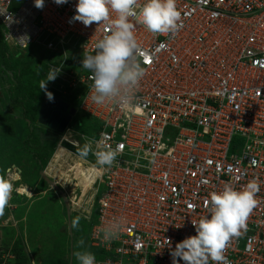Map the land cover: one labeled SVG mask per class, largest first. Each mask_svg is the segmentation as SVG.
Masks as SVG:
<instances>
[{
    "label": "built area",
    "instance_id": "2783aa9c",
    "mask_svg": "<svg viewBox=\"0 0 264 264\" xmlns=\"http://www.w3.org/2000/svg\"><path fill=\"white\" fill-rule=\"evenodd\" d=\"M176 2V32L136 29L146 69L136 90L141 113L95 104L91 73L69 67L71 59L93 54L108 33L105 24L73 20L77 0H44L42 9L34 0H0V25L7 46L48 58L45 77L61 68L47 84L53 96L81 88L75 111L96 124L91 135L77 134L82 146L92 141L95 150L100 140L123 146L103 174L94 170L91 152L81 159L96 172L92 183L103 187L88 234L100 251L96 264H172L170 251L195 235L191 222L208 214L209 193L225 182L239 190L251 180L259 185L257 204L224 255L228 264H264V0ZM21 37L27 46L15 40ZM80 142L69 143L78 148ZM121 218L119 234L106 240L102 229ZM13 262L0 248V264Z\"/></svg>",
    "mask_w": 264,
    "mask_h": 264
},
{
    "label": "clouds",
    "instance_id": "9594fccd",
    "mask_svg": "<svg viewBox=\"0 0 264 264\" xmlns=\"http://www.w3.org/2000/svg\"><path fill=\"white\" fill-rule=\"evenodd\" d=\"M67 2L68 0H54L57 5ZM43 6L44 0H34V7L42 9ZM75 13L73 20L81 22L85 27L94 23L98 26L105 24L108 27V33L96 41L94 53H85L80 60V66L88 70L92 76L90 99L97 105L112 103L126 113L143 112L136 90L146 69L136 38V29L138 25L143 26L153 35L176 32L181 21L176 0H77ZM5 19L7 21L11 17L6 16ZM15 40H24L27 46V37ZM60 71L61 68H50L46 77L39 82V88L45 92L49 101L55 98L65 103L69 109L71 107L67 102L46 90L48 82L55 81ZM70 119L72 120L71 117ZM71 120L61 134L67 129H72L69 125ZM77 134L74 141L80 142ZM63 142L70 144L61 140L59 142L61 147ZM122 147L117 145L116 148H112L100 140L95 142V150L92 141H87L82 148L79 146L74 148L79 149L80 159L86 158L91 152L97 166L94 170L103 174L116 162ZM66 152L75 155L68 150ZM14 191L19 189L14 188L11 174L7 172L0 174V216L10 206ZM258 191V183L251 180L239 190L231 182H225L222 190L209 193V199L206 201L210 205L208 214L191 222L195 235L176 243L175 248L170 251L172 264H179V261H183L184 264H210V261L213 264H228L224 255L226 243L231 237L238 236L240 230L246 227L247 218L257 204L255 196ZM78 222L79 217L73 219L71 227L77 228ZM122 225V218L107 225L102 229L104 238L106 240L115 238ZM165 241L170 245L169 239ZM83 244L84 241L80 240L75 248H82ZM72 256L78 264H96L95 255L86 250H74Z\"/></svg>",
    "mask_w": 264,
    "mask_h": 264
},
{
    "label": "rangeland",
    "instance_id": "374dc122",
    "mask_svg": "<svg viewBox=\"0 0 264 264\" xmlns=\"http://www.w3.org/2000/svg\"><path fill=\"white\" fill-rule=\"evenodd\" d=\"M3 51L6 53V57L4 63H0V169L2 167L6 170H3L2 172L1 169L0 174L4 172L10 173L11 175L17 173L20 177L19 186H22L28 191V196L20 194L23 197L27 196V198L25 197V200H18L15 196L13 197L14 193L19 195L17 194V191H14L12 194L13 200H10V206L5 209L4 214L1 216L3 228L5 232L7 231L8 233V243L12 236V224L14 223L12 220L16 219L21 223V220L23 219V226L26 218L32 213V210H37L44 203L47 198V194H44V192L51 188V191H53L54 194L52 201L53 204L52 207H50L51 211L46 213L47 219L44 218L40 221L41 224L32 226V231H27L25 227L23 231L18 230L16 240L19 238V240L22 241L24 252L28 254V258L31 259V262L34 264H40L37 258H35L38 255L35 253V250L41 253L43 251L42 247L47 246L44 241H46V239L49 240L50 236H52L50 238H53V234L58 233L61 228H65L69 237V247L67 248L69 263L78 264L76 259L72 256L74 250H86L94 254L95 249L89 246L86 242L85 235L82 232L81 223L78 222L77 228L71 227V221L73 220L71 218L73 214H76L79 219H90L92 217L91 215L95 205L96 196L100 190H103V187H101L97 181L95 184H91V189L88 191H86L84 187L76 188L74 186H69L70 184L73 185L77 180L70 176L69 170L71 165H68L67 167L66 164L61 171V175L56 169H54L56 171H54V177L52 179L47 175L43 176L45 178H41L37 171V166L30 160L29 153L23 150L25 143L22 144V141L24 138L31 131L35 135L39 134L45 136V141L42 142V148L44 150H39L44 157V164L57 151L58 147H60L61 151H58L57 155L58 153L61 154L62 152H66L63 147L53 145L50 140L55 141L56 138L58 140V143L56 144H59L61 140L66 138L72 143H75L74 137H76L77 133L73 129H77V124H72L70 126L72 129H67L64 134L56 133L55 131L48 129L46 126L39 124L38 116L36 114L38 108L40 109V107H38L39 103L45 95V92L39 88V82L45 78L47 61L45 62L43 58L46 56L42 52L32 53L31 51H26L22 52L20 57L17 58L16 55L18 52L9 46L4 48ZM43 61L44 63L42 64ZM69 64V67L78 73L82 71L81 69H84L80 65H76L74 59H71ZM46 90L50 92L48 87ZM13 91H20L24 94V113L20 107L16 105L17 97L16 93ZM57 97L69 104V99H67V97L62 96L61 94L57 95ZM42 102L43 100L41 103ZM31 105L35 106L33 111L31 110ZM30 113H33V118L28 122L26 120ZM75 114L76 119L82 121L80 123V130H77V132L89 135L91 131L95 130V122L86 120L84 115H81L77 111ZM30 141L35 144L33 136L30 137ZM79 147H82L81 142L79 143ZM28 149L29 152L38 151L35 147L32 148L29 146ZM7 158L8 162L7 164H4V161ZM58 175H60L59 178ZM66 180L73 181V183L69 182V184H66ZM74 189L76 190L74 191ZM83 194L85 195L81 198ZM80 198L81 202L78 203ZM13 225L16 224L14 223ZM13 230L15 231L16 229L14 228ZM31 235L33 236V241ZM35 236H39L38 238L40 239L37 241ZM2 238L1 235V239ZM29 240L31 243H29ZM80 240H83L84 244L82 248L77 249L75 248V245ZM1 243L3 246L0 245V248H4L8 251L5 240L1 241ZM50 243L51 241L49 240L48 244L52 251V246H54L55 249L56 244ZM47 252L48 254L50 253V251ZM53 254L52 251L51 254L47 256ZM35 260H37L36 263Z\"/></svg>",
    "mask_w": 264,
    "mask_h": 264
},
{
    "label": "trees",
    "instance_id": "16d2710c",
    "mask_svg": "<svg viewBox=\"0 0 264 264\" xmlns=\"http://www.w3.org/2000/svg\"><path fill=\"white\" fill-rule=\"evenodd\" d=\"M7 45L5 44V42L3 41V37H2V28H1V25H0V63L3 64L4 61H5V57H6V53L3 51L4 48H6ZM27 51H31L32 53L33 52H38L37 50H35L34 48H29ZM18 54L16 55L17 58L20 57L22 51H17ZM26 52V51H25ZM36 60V59H35ZM43 60L46 62L48 61V58L45 57L43 58ZM81 59L79 58H76L74 59L75 63L80 62ZM44 61L42 62V64L44 63ZM10 70V69H9ZM16 81V79H15ZM15 89V88H14ZM16 93V105L20 107V109L23 111L24 113V101L23 99L25 98L24 94L20 91H13ZM80 94H82V90L81 88L78 89L73 95L67 97V99H69V106L71 108H74L75 109V106H76V109H77V104H78V101H77V96H79ZM44 95V94H43ZM43 99H41L42 101ZM40 101V103H41ZM67 101V100H66ZM39 103V106L40 107V104ZM73 106V107H72ZM35 108L34 105H31V110L33 111V109ZM39 110V108H38ZM38 110H37V116H38ZM78 113H80L81 115H83L81 112H79L77 110ZM33 118V113H30L29 116L27 117V120L28 122H30ZM84 118L86 120H90L92 121V119H90L89 117L85 116L84 115ZM82 120V119H81ZM82 121H79L78 119H76V114L73 116L72 120L70 121V126L72 124H77V129H74V130H80V127H81V123ZM57 133V132H56ZM91 135V133L89 134ZM33 136L34 137V142L35 144L30 141V137ZM44 137L45 136H42V135H39V134H34L32 131L24 138V140L22 141L24 144L25 143V146L23 147V150L24 151H27L30 155V160L34 163V165L37 166V171L39 173V175L41 176L48 160L43 164V160H44V157L42 155V153L39 151L40 149L44 150L42 148L43 146V143L45 140H44ZM63 140L65 141H68L70 143H72L70 140H67L66 138H64ZM51 143L53 145H59V144H56L58 143V140L55 138V141L53 140H50ZM72 144H75V143H72ZM66 150H68L69 152L77 155L76 157H78V150L75 149L72 145L66 143V142H63L61 144ZM32 147V148H36L38 151L36 152H29V149L28 147ZM60 146V145H59ZM74 155V156H75ZM79 158V157H78ZM87 158V157H86ZM84 159V158H83ZM8 162V158L5 159L4 161V164H7ZM8 166V165H7ZM2 169V172L3 170L5 171L6 169ZM0 169V170H1ZM54 171L56 170H53L52 172L48 173L47 176L49 178H53L54 177ZM41 179V178H40ZM20 182V181H19ZM20 184V183H18ZM71 186V185H69ZM75 191V189H74ZM73 191V192H74ZM100 193H101V190L99 191L98 195L96 196V199H95V205H94V208L92 210V217L90 218V220L87 222L85 219H79V223L82 224V232L84 233L85 235V239H86V242L88 243L89 245V240H88V234L91 230V227L92 225L95 223L96 221V216H97V201H98V198L100 196ZM45 194H47V198L45 199L44 203L37 209V210H32V213L30 214V216H28L25 220V224L22 226V223H20L17 227H18V230H21L23 231L24 227L27 229V231H32L33 227L32 226H35V225H39L41 224L40 221H42L44 218L47 219V214L48 211H51V208L52 207V204H53V191H50V190H46L45 191ZM16 197L18 200H25L26 198L23 197V196H19V195H16L15 193L13 194V197ZM84 196H82L81 198H83ZM81 198L79 199L78 203L81 202ZM13 200V198H12ZM15 204V203H14ZM17 205V204H16ZM77 218V215L76 214H73L72 218L71 219H76ZM39 236H35V239L38 241L40 238H38ZM52 237V236H50ZM49 237V240L51 241L50 244H56L55 245V249H54V246H52V251H53V255L51 256H47L49 254H51V248L49 247V240L46 239V241H44L47 245L46 247H42L43 248V251L40 253L38 252L37 250H35V253H37L38 255L35 257L37 258L38 262L40 264H70L69 263V259H68V256L67 255V248L69 247V237H68V234H67V231L66 229L64 228H61V230H59L58 233L56 234H53V238H50ZM31 239L33 241V236L31 235ZM30 241V240H29ZM40 242V241H39ZM31 243V241L29 242ZM7 246V245H6ZM48 249V250H46ZM8 251L14 256V262L12 264H30L31 263V259L28 258V254L24 252V247H23V243L21 240H19V238L15 241L14 245L12 247L9 248L8 246ZM47 251H50V253L48 254ZM100 254V251H96L95 250V253L94 255H99ZM35 260V263L36 261Z\"/></svg>",
    "mask_w": 264,
    "mask_h": 264
},
{
    "label": "bare ground",
    "instance_id": "6f19581e",
    "mask_svg": "<svg viewBox=\"0 0 264 264\" xmlns=\"http://www.w3.org/2000/svg\"><path fill=\"white\" fill-rule=\"evenodd\" d=\"M61 151L60 147H58L57 151L50 157V159L48 160L42 175H47L48 173L52 172L54 169H56L60 175H61V171L62 169L66 166L68 167V165H71L70 167V176H72V178H75V180H77L75 183H73V181H68L66 180L65 182H67L66 184H69V182H72L74 187H84V189L86 191L91 189V184H92V180L94 179V174L96 173L93 169L90 168V166H86L85 163L78 157L67 153V152H62L61 154L57 152ZM58 175V178L59 176ZM11 179L13 181L14 184V188H18L19 191H17L18 194H24L28 196V191L23 188L22 186H19V181H20V177L19 175L16 174H12L11 175ZM76 190V189H75ZM85 194H83L84 196ZM27 196H25L27 198Z\"/></svg>",
    "mask_w": 264,
    "mask_h": 264
},
{
    "label": "water",
    "instance_id": "95a60500",
    "mask_svg": "<svg viewBox=\"0 0 264 264\" xmlns=\"http://www.w3.org/2000/svg\"><path fill=\"white\" fill-rule=\"evenodd\" d=\"M75 112L73 108L68 109L65 103L55 98L49 101L44 95L38 113V123L61 134L66 129L70 117L75 115Z\"/></svg>",
    "mask_w": 264,
    "mask_h": 264
},
{
    "label": "crops",
    "instance_id": "0c3cea01",
    "mask_svg": "<svg viewBox=\"0 0 264 264\" xmlns=\"http://www.w3.org/2000/svg\"><path fill=\"white\" fill-rule=\"evenodd\" d=\"M44 175H42L41 174V178H45V177H43ZM50 188V187H49ZM28 189V188H27ZM48 190H50L51 191V188L50 189H48ZM44 194H45V192H44ZM8 220V219H7ZM16 225H13L12 224V231H11V234H12V236H11V239H10V241H9V243H8V233H7V231L5 232V230H4V228H3V221H2V219H1V216H0V245L2 244L1 243V241H3V240H5V243H6V245L7 244H9V245H7L6 246V248H8V246H9V248L10 247H12L13 245H14V243H15V241H16V238H17V231H18V225L20 224L19 222L20 221H18V220H16V219H13L12 220ZM23 222V219L21 220V223ZM16 229L15 231L13 230V229ZM10 232V231H9ZM6 233V234H5ZM1 235H2V239H1ZM4 235H5V237H4ZM5 238V239H4ZM30 242V241H29ZM1 246H3V245H1ZM89 246H91L90 244H89ZM92 247V246H91ZM93 249H95L96 251H99L97 248H94V247H92ZM31 264H34L33 262H31Z\"/></svg>",
    "mask_w": 264,
    "mask_h": 264
},
{
    "label": "flooded vegetation",
    "instance_id": "af4514ba",
    "mask_svg": "<svg viewBox=\"0 0 264 264\" xmlns=\"http://www.w3.org/2000/svg\"><path fill=\"white\" fill-rule=\"evenodd\" d=\"M71 120V119H70Z\"/></svg>",
    "mask_w": 264,
    "mask_h": 264
}]
</instances>
